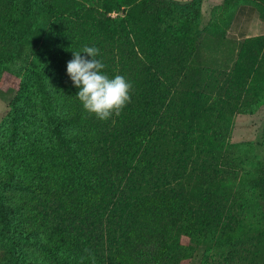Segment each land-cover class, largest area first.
<instances>
[{"label": "trees", "instance_id": "obj_1", "mask_svg": "<svg viewBox=\"0 0 264 264\" xmlns=\"http://www.w3.org/2000/svg\"><path fill=\"white\" fill-rule=\"evenodd\" d=\"M246 4L264 22V0H223L205 26L201 0H0V264H191L200 246V264H264V160L253 222L223 175L234 115L264 103V33L227 47ZM84 46L133 84L119 116L76 97Z\"/></svg>", "mask_w": 264, "mask_h": 264}, {"label": "rangeland", "instance_id": "obj_2", "mask_svg": "<svg viewBox=\"0 0 264 264\" xmlns=\"http://www.w3.org/2000/svg\"><path fill=\"white\" fill-rule=\"evenodd\" d=\"M180 2H187L190 0H176ZM223 0H201V24L205 26L210 18L216 17V12L219 11ZM244 8L251 9V14L244 18L249 21L257 17V13L251 5H242ZM116 13V14H115ZM113 14V13H112ZM115 15L121 12H114ZM237 14V12H236ZM235 14L233 21L236 23ZM114 16V15H112ZM236 18V19H235ZM242 17L236 27L232 25L227 31V47L234 48L236 44L243 39H233V31L241 26ZM234 29V30H233ZM255 32V29L253 30ZM256 32L257 29H256ZM255 36V35H254ZM228 51H219L216 54L218 62L216 67L225 70L229 63ZM10 85V81L2 77L0 81V88L5 91ZM10 94L6 93L4 96L0 95V122L5 117L10 109ZM264 99V94L262 96ZM228 151L226 157L231 160V163L226 165L228 169L223 175L231 181V192L234 197L231 198L230 203L232 209L236 211L238 217H242L245 222H253L254 212L247 210L243 207L244 201L251 194L249 187L248 176L254 172L255 162L257 160H264V103L257 107L252 114L250 113H237L233 117L230 134L228 136ZM242 200H241V199ZM264 209V204L262 206ZM260 210V209H259ZM250 212V213H249ZM240 216H239V215ZM205 253L204 247L200 246L195 248L191 258V264H200ZM207 264H216V258H209Z\"/></svg>", "mask_w": 264, "mask_h": 264}, {"label": "clouds", "instance_id": "obj_3", "mask_svg": "<svg viewBox=\"0 0 264 264\" xmlns=\"http://www.w3.org/2000/svg\"><path fill=\"white\" fill-rule=\"evenodd\" d=\"M99 55V49L95 46L72 51L66 71L73 85L79 89L76 97L84 110L103 121L121 114L131 101L133 84L124 75L117 74L110 78L103 73L105 65L97 59Z\"/></svg>", "mask_w": 264, "mask_h": 264}, {"label": "crops", "instance_id": "obj_4", "mask_svg": "<svg viewBox=\"0 0 264 264\" xmlns=\"http://www.w3.org/2000/svg\"><path fill=\"white\" fill-rule=\"evenodd\" d=\"M237 12V14H236ZM235 12V14L237 15V19H236V23L233 21L230 24V27L232 25H234L236 27L237 23L240 20V17H242V22L241 26L237 29H235V31H233V39H244L247 37H251V36H256V35H261L264 33V22L262 20L259 19V17H255L253 22L249 21L248 18H244L246 16H248V14H251V9L249 8H244L242 7V5L237 9V11ZM234 14V16H235ZM234 18V17H233ZM229 27V28H230ZM255 29V32H253V30ZM256 29L258 32H256ZM229 30V29H228ZM234 30V29H233ZM226 38H227V34H226Z\"/></svg>", "mask_w": 264, "mask_h": 264}, {"label": "built area", "instance_id": "obj_5", "mask_svg": "<svg viewBox=\"0 0 264 264\" xmlns=\"http://www.w3.org/2000/svg\"><path fill=\"white\" fill-rule=\"evenodd\" d=\"M112 15H115L114 13Z\"/></svg>", "mask_w": 264, "mask_h": 264}]
</instances>
